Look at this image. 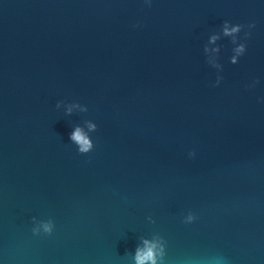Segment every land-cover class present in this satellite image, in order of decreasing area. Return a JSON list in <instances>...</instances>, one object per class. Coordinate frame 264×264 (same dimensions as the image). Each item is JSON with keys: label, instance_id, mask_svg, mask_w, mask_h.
<instances>
[{"label": "water", "instance_id": "water-1", "mask_svg": "<svg viewBox=\"0 0 264 264\" xmlns=\"http://www.w3.org/2000/svg\"><path fill=\"white\" fill-rule=\"evenodd\" d=\"M145 240L264 264V0H0V264H136Z\"/></svg>", "mask_w": 264, "mask_h": 264}, {"label": "clouds", "instance_id": "clouds-1", "mask_svg": "<svg viewBox=\"0 0 264 264\" xmlns=\"http://www.w3.org/2000/svg\"><path fill=\"white\" fill-rule=\"evenodd\" d=\"M150 2L151 0H145V3L148 4L149 6H150ZM243 27H244L243 25H235L230 27L229 22L226 21L223 23L222 30L225 36H234V34H239ZM247 27L251 29L254 28L255 25L249 24L247 25ZM249 35L250 33L246 32L245 39H247ZM216 38L217 37H212V40H215ZM232 42L234 44L237 43L235 39H233ZM204 51L206 52L207 48H204ZM245 51H246V44L239 43L238 46L234 49L235 55L231 58L230 62L232 64H237L238 63L237 57L242 56L245 53ZM221 79L222 77H217V82L216 85L214 86H218ZM255 83H257V81H254L252 86H254ZM61 103L62 101L57 102L56 104L57 109H59ZM71 111H72L71 108H68L67 111L65 112V115L66 116L71 115ZM82 111H87V109H82ZM86 127H87V132L80 126H75L69 136L70 143L76 147L79 155H87L94 148V145L88 133L95 132L97 130V126L92 122H86ZM149 220H151V218H149ZM192 220H193V216L189 215L187 217V221L191 222ZM41 227L43 228V231L45 233L51 232L52 225L50 223L42 224ZM34 234H35V230H34ZM156 249H157L156 243H149L147 240H145L144 248L143 249L137 248L136 250V255H135L136 264H157V256L162 257L163 251L162 248L160 249L159 252Z\"/></svg>", "mask_w": 264, "mask_h": 264}]
</instances>
